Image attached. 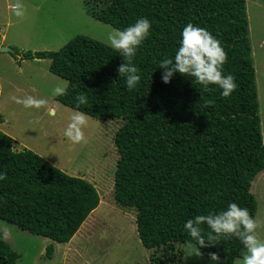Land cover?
<instances>
[{
  "label": "trees",
  "instance_id": "1",
  "mask_svg": "<svg viewBox=\"0 0 264 264\" xmlns=\"http://www.w3.org/2000/svg\"><path fill=\"white\" fill-rule=\"evenodd\" d=\"M83 6L118 30L139 17L150 20L149 36L133 58L141 75L134 89L116 72L123 62L116 50L86 35L57 50L21 56L50 60L49 71L67 82L65 93L56 96L60 103L100 120L122 121L113 134L118 152L113 198L136 209L137 236L151 250V264H172L169 259L181 257L182 246L192 241L183 229L187 218L231 201L255 217L250 188L264 169V142L245 0H83ZM189 22L209 30L224 48L223 74H233L237 84L228 97L179 73L161 81L156 64L173 55ZM80 93L87 102L77 108ZM12 143L0 129V219L50 239L45 256L51 258L53 242L67 243L97 204L96 188ZM198 247L207 256L216 252L226 264L245 251L235 237ZM18 258L0 232V264Z\"/></svg>",
  "mask_w": 264,
  "mask_h": 264
},
{
  "label": "rangeland",
  "instance_id": "2",
  "mask_svg": "<svg viewBox=\"0 0 264 264\" xmlns=\"http://www.w3.org/2000/svg\"><path fill=\"white\" fill-rule=\"evenodd\" d=\"M15 0H0L1 46L17 54L0 51V129L10 135L14 149L29 148L66 173L86 179L95 186L98 201L68 243L56 244L54 257H44L50 239L23 231L0 219V232L19 254L15 264H151L136 231V209L113 198V177L118 152L113 134L120 119L99 120L85 114V140L72 144L63 136L68 117L75 110L52 95V88L66 80L51 73L47 58L23 59L25 51L57 50L76 35H86L107 44V33L118 30L85 12L83 0H23L24 17L11 14ZM251 55L255 69L258 116L264 142V0H245ZM67 83V82H66ZM44 97L38 109L24 108L14 98ZM250 191L257 200V229L264 238V169L252 181ZM195 246V245H193ZM170 258L172 264H210L201 249L199 257ZM58 249V250H57ZM60 249L64 255H60ZM157 253V252H156ZM217 264H226L219 258ZM232 264H240L234 258Z\"/></svg>",
  "mask_w": 264,
  "mask_h": 264
},
{
  "label": "clouds",
  "instance_id": "3",
  "mask_svg": "<svg viewBox=\"0 0 264 264\" xmlns=\"http://www.w3.org/2000/svg\"><path fill=\"white\" fill-rule=\"evenodd\" d=\"M10 11L16 17H24L23 0H15ZM149 32L150 20L147 17H139L124 29L107 33V44L116 50L123 60L117 66L116 72L124 77V86L129 90L134 89L141 79L133 58L138 46L149 36ZM225 61L226 53L220 41L206 28L189 22L179 32L178 44L173 55L159 59L156 66L161 69L160 79L163 83H168L173 73H179L191 77V82L200 84L204 90H207L209 85H214L220 89L222 97H228L237 84L233 74H223L222 68ZM66 89L65 82L63 86L53 87L52 95H63ZM14 99L24 108L34 109L40 108L47 102L44 97L38 98L32 95ZM86 102L84 93L75 96L74 103L77 108ZM86 126L85 114L74 111L69 115L62 134L72 144H78L85 140L83 128ZM3 177L4 173L0 172V179ZM261 224L262 221L250 215L246 207H240L234 201L228 202L223 209L209 211L207 214H196L183 222V229L192 238V241L187 244L186 256L199 257L201 253L198 246H204L206 241L213 244V241L235 237L245 250L240 257V264H264V238L257 231ZM202 226H206L207 233L203 232ZM54 243L56 242H53L55 250L57 247ZM59 251L63 256L65 251L62 249ZM54 256L53 251L51 258ZM44 257H46L45 253ZM208 258L210 264H217L219 260L216 252H209Z\"/></svg>",
  "mask_w": 264,
  "mask_h": 264
},
{
  "label": "water",
  "instance_id": "4",
  "mask_svg": "<svg viewBox=\"0 0 264 264\" xmlns=\"http://www.w3.org/2000/svg\"><path fill=\"white\" fill-rule=\"evenodd\" d=\"M0 51H8L10 53H14L15 52V50L12 49L11 47H9V46H1V45H0Z\"/></svg>",
  "mask_w": 264,
  "mask_h": 264
},
{
  "label": "crops",
  "instance_id": "5",
  "mask_svg": "<svg viewBox=\"0 0 264 264\" xmlns=\"http://www.w3.org/2000/svg\"><path fill=\"white\" fill-rule=\"evenodd\" d=\"M0 36H1L0 44H2V42H3V34H0Z\"/></svg>",
  "mask_w": 264,
  "mask_h": 264
}]
</instances>
